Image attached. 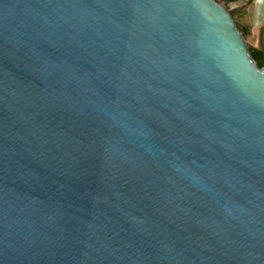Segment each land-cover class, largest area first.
<instances>
[{"label": "water", "instance_id": "water-1", "mask_svg": "<svg viewBox=\"0 0 264 264\" xmlns=\"http://www.w3.org/2000/svg\"><path fill=\"white\" fill-rule=\"evenodd\" d=\"M259 50L217 0H0V264H264Z\"/></svg>", "mask_w": 264, "mask_h": 264}, {"label": "crops", "instance_id": "crops-1", "mask_svg": "<svg viewBox=\"0 0 264 264\" xmlns=\"http://www.w3.org/2000/svg\"><path fill=\"white\" fill-rule=\"evenodd\" d=\"M224 7L229 11L233 20L245 38L246 42L256 39L258 48L260 41L263 45L264 0H224Z\"/></svg>", "mask_w": 264, "mask_h": 264}, {"label": "trees", "instance_id": "trees-1", "mask_svg": "<svg viewBox=\"0 0 264 264\" xmlns=\"http://www.w3.org/2000/svg\"><path fill=\"white\" fill-rule=\"evenodd\" d=\"M218 1V0H217ZM263 31V48H264V28ZM251 57L254 59L258 67H262L263 55L259 49L249 48Z\"/></svg>", "mask_w": 264, "mask_h": 264}, {"label": "rangeland", "instance_id": "rangeland-1", "mask_svg": "<svg viewBox=\"0 0 264 264\" xmlns=\"http://www.w3.org/2000/svg\"><path fill=\"white\" fill-rule=\"evenodd\" d=\"M218 2H220L223 6L226 4L224 0H218ZM248 42L249 43H247V45L249 48H258L256 39H254V42L249 39Z\"/></svg>", "mask_w": 264, "mask_h": 264}]
</instances>
